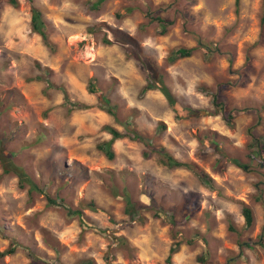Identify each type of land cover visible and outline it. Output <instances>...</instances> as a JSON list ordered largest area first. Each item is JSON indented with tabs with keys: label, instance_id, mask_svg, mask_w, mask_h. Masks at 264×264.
<instances>
[{
	"label": "rangeland",
	"instance_id": "obj_1",
	"mask_svg": "<svg viewBox=\"0 0 264 264\" xmlns=\"http://www.w3.org/2000/svg\"><path fill=\"white\" fill-rule=\"evenodd\" d=\"M18 1L0 2V138L40 190L28 193L0 164V251L17 242L0 264H28V251L45 264H166L173 234L182 243L171 264H203L204 250L206 264H264V207L256 198L264 202V151L252 152L249 132L264 137L263 0H240L237 11L234 0ZM32 4L49 24L51 48L31 31ZM148 6L173 20L164 34L148 23ZM198 35L218 50L168 61L173 48L195 47ZM146 57L163 72L181 115L186 106L215 111V93L226 110H237L234 117L215 111L178 119L159 89L142 91ZM58 86L92 107L68 111ZM101 98L114 116L99 108ZM126 123L195 164L212 187L187 168L165 166L155 152L146 156L130 137L114 140L107 158L98 148L111 138L105 127L124 133ZM243 206L252 209L249 228ZM160 207L177 224L155 215Z\"/></svg>",
	"mask_w": 264,
	"mask_h": 264
},
{
	"label": "trees",
	"instance_id": "obj_2",
	"mask_svg": "<svg viewBox=\"0 0 264 264\" xmlns=\"http://www.w3.org/2000/svg\"><path fill=\"white\" fill-rule=\"evenodd\" d=\"M32 1V0H30ZM104 0H97L96 3L94 4L95 6H98L101 2ZM1 3H7L13 7H16L19 5L18 0H0ZM240 0H234V6L235 10L237 11L238 5H239ZM129 10H132V8H129ZM262 15H261V22L264 23V0L262 2ZM145 17L148 19V23L156 22L157 25L159 26V33L164 34L167 31L168 26L173 24V20H167L166 18L160 16L158 13H156V10L151 9L149 6L146 7L145 12H144ZM48 22L47 20L43 17L41 11L39 8L34 6L33 4L30 6V28L31 31L34 33H37L40 35L43 43L48 46L52 47L53 44L49 41L48 39ZM89 32H93L94 28L89 27L88 28ZM202 49V53L204 57H207L209 54H212L213 51L218 50V47L215 43L210 42L208 40L202 39L197 36V44L195 47H187V46H177L173 48V50L170 51L168 54V61L174 62L175 60L179 58H184L190 56L194 50L196 49ZM130 55L134 57L135 59H138L134 49H129ZM139 60V59H138ZM142 67L146 70L148 74V81L146 85L142 88V91L146 90H151V89H159L163 95L165 96L168 105L170 108L175 112V116L179 119L180 117H201V116H207V115H212L215 114L214 112L216 111L217 113H220L223 115L226 121H231V119L234 117V112H237L235 108H232L230 110H226L225 106L223 103L219 102L217 100V95L215 93L208 92V94L211 95L212 99V104L214 106L215 111H208V110H202L200 108H195V107H189L186 106L184 109V112L181 115V108L179 104L177 103L176 97L173 95L169 87L163 82V72L158 69L155 64L146 58L142 59ZM50 87H55L52 83L49 84ZM56 88V87H55ZM58 89H60L62 92H64V88L61 86H58ZM89 90L90 92H94V86L93 83L90 82L89 84ZM207 93V92H206ZM102 103L99 105V108L106 111L108 114L114 116L115 115V107L113 108L111 105H108V100L106 98H101ZM64 104L67 106L68 111H71L73 109H88L92 107L91 105H87L85 103L81 102H75L71 101L66 94L64 95ZM258 122L259 123V117ZM253 127V126H252ZM106 130L111 134V138L107 141H104L103 143L98 145V148L104 152L107 158L111 159L114 157V152L112 151V143L114 140L122 138V137H130L133 140L141 142L145 147V155H149L152 152H155L159 158L162 164L169 168H175V167H184L190 170L198 179L199 181L207 186V187H212L213 185V180L212 178L199 169L195 164L193 163H185V162H180L179 160L175 159L173 156H171L164 147L162 146H156L153 144L151 137L144 136L140 134L136 129L130 126L129 123H126L125 125V131L124 133L120 132L119 130L112 128L110 126L105 127ZM250 136L252 138V144H250V147H254L252 149V152L260 155L262 151H264V137L262 136H257L251 132L250 128ZM215 144V143H213ZM263 155V160H264V154ZM14 151H8L5 150L3 147V140L0 138V164L2 168V173L8 174V173H13L18 177V185L19 187H25L28 185L27 191L28 193H31L33 190L38 189L37 184L32 180V178L25 172V170L18 165L14 160ZM238 166L244 167L241 163L237 162L236 160L234 161ZM40 190V189H38ZM43 190V189H42ZM44 195L46 199L48 200L49 204H57L56 200L54 198H51L46 191H44ZM125 198H127V207H126V212L128 213L129 216H133V213L137 210L131 200H129L128 196L125 194ZM258 201H261L263 207H264V202H262V197L258 195L257 197ZM58 203H61L58 202ZM88 206L93 209L94 204L92 202L88 203ZM154 214L157 216H160V213H163L165 216L169 218V222L171 227L177 224V221L173 217V213L160 207L159 209H155ZM70 215H79L81 214L80 210L74 209V210H69ZM242 215L244 217V227L249 228L252 225L253 222V213L252 209L248 206H243L242 208ZM230 229L233 230V227L230 225ZM172 243L169 248V254L166 258V264H171V256L176 253L179 250V247L182 243L180 240H175V234L172 236ZM47 244L52 247V249H56V245L52 244L50 241L46 240ZM190 240H187L186 243H190ZM17 248V242L14 241V243L10 244L8 247H6L4 250L0 251V258L12 254ZM26 249H29L25 247ZM30 250V249H29ZM207 251L204 250L202 254L198 256V262L206 264V256H207ZM27 257L29 258V263L28 264H45L43 261H41L38 257H36L32 252L28 251ZM78 264H92L91 260H82Z\"/></svg>",
	"mask_w": 264,
	"mask_h": 264
}]
</instances>
